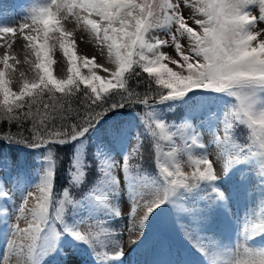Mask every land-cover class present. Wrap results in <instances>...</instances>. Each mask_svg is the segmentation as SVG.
Masks as SVG:
<instances>
[{
    "label": "snow or ice",
    "instance_id": "obj_1",
    "mask_svg": "<svg viewBox=\"0 0 264 264\" xmlns=\"http://www.w3.org/2000/svg\"><path fill=\"white\" fill-rule=\"evenodd\" d=\"M69 18L73 27L87 30L104 65L95 56H81L78 64L75 41L70 39L73 31L64 26ZM261 25L264 0H36L22 23L0 26V122H4L0 140L45 149L41 180L22 193L0 264H10L13 257L15 264H44L58 250L67 256L61 247L66 235L88 244L100 259H121L127 251L122 242L100 247L116 233L104 217L127 216L128 244H133L144 235L150 217L166 213L164 206L169 204L178 217L192 216L194 227L180 223V230L207 264H264V245L254 243L264 235V200L258 214L245 217L231 245L198 234L196 229L210 217L195 214L196 197L209 191L227 208L228 197L215 182L236 164L255 157L264 176ZM57 43L67 60L64 78H57L52 69L50 53ZM15 44L25 50L26 57H34L26 62L36 70L31 82L19 73L23 83L18 79V91L8 78L21 63L13 53ZM166 47L174 56L163 51ZM98 69L105 75H99ZM142 74L147 79H141ZM141 83L142 92L137 91ZM194 89L234 98L219 123L209 128L207 143L209 138L201 131L207 118L197 123L198 117L189 111L177 124L166 121L156 108L181 100ZM125 107L142 109L137 115L144 133H137L135 145L121 159L108 154L103 143L89 158L91 133L110 113ZM207 111L211 113L210 99ZM110 134L117 136L115 131ZM146 142L151 144L154 173L145 168ZM66 144H75V149L67 164L68 184L61 187L62 157L57 148ZM195 149L197 158L192 156ZM184 153H188L184 163L191 165V172L184 171L181 163ZM6 167L17 169L18 162L7 161ZM93 169L99 173L96 182L78 194L76 190L88 182ZM124 185L131 204L127 212L116 204ZM202 188L207 191L201 193ZM6 189L10 190L0 179V198L8 197ZM81 209L86 216H77ZM3 214L12 219L7 210ZM21 218L25 227L19 223Z\"/></svg>",
    "mask_w": 264,
    "mask_h": 264
},
{
    "label": "rangeland",
    "instance_id": "obj_2",
    "mask_svg": "<svg viewBox=\"0 0 264 264\" xmlns=\"http://www.w3.org/2000/svg\"><path fill=\"white\" fill-rule=\"evenodd\" d=\"M34 3H36V0H0V26L9 25L15 27L19 23H22L29 15V9ZM189 23L191 24V21ZM64 26L68 30L73 31V36L70 39L75 41L73 50L77 53L78 64L82 63L79 60L81 56H95L98 64H105V59L101 58L98 47L95 46L94 41L90 40V35L86 29H81L79 26L73 27L71 18L64 23ZM261 27H264V25H261ZM52 43L53 41L50 39L49 45L51 46ZM181 43H184L183 40ZM163 51L174 56L171 47H166ZM13 53L21 63L15 65V74L8 78L11 80L10 86L13 90L18 91L17 81L19 73L23 72L24 78L31 82L36 70L31 64L26 62L27 60H33L34 57H26L25 50L19 47L18 44L14 45ZM0 54L3 53L0 52ZM50 54L53 57L52 69L54 75L57 78H64L67 71V60L63 57L58 43ZM165 62L167 63V61ZM169 67H175V65L169 64ZM61 70H63V75ZM82 71L86 70L82 69ZM97 71L99 75H105L102 69H98ZM19 83L22 84L23 80L19 79ZM217 96H220L218 103L215 106L211 104V113H215V117H212L211 113L207 111L208 100L204 96L201 97L199 102V112L195 114L198 117V120L195 121L197 123L207 118V122L201 129L209 138V141H206V143L210 142L211 139L209 128L219 123V119L223 117L225 111L230 109L234 102V98L227 93H218ZM156 108L158 114L163 116L161 109L159 107ZM136 135L137 130L132 125L119 135L117 134L115 138L113 136H106L103 144L107 145L108 154L114 159H121L124 153L135 145ZM178 143L182 144V142ZM211 151H216L215 146L212 147ZM44 152L45 149L36 147L21 148L10 145L7 148L6 162L17 161L18 168L9 169L6 167V164L0 167V179H3L6 186L10 189H6L8 192L7 198H0V256L7 251L5 250V243L8 234L10 235L12 230L11 223H16L15 216L19 215L16 209L21 202L22 193L41 180V172L45 167V161L42 159ZM192 156L193 158H197L199 150L195 149ZM187 160L188 153H184L181 163L184 165V171L191 172V165L184 163ZM254 160L249 158L247 161L236 164L226 176L215 182L228 197L227 208H225L223 202L214 199V194L210 191L207 195L196 197L197 206L195 214L210 217V221L201 222L196 229L198 234L220 245L234 244L241 233L245 217L251 218L255 213H259L261 201L264 200V182L260 175L259 160L256 158ZM19 172L24 173L23 177L18 175ZM217 174L221 175L222 171L218 169ZM200 191L203 193L207 190L202 188ZM116 204L122 212H127L131 207L126 185L121 187V191L116 198ZM164 207L167 208L166 213L155 215L154 218L150 217V223L146 225L144 235L133 244H128L129 237L126 230L128 224L127 216L117 217L109 214V216L104 217L108 226L115 229L116 233L114 239L109 238L100 247L115 246V241L117 240L122 242L127 251L121 259H100L94 254L93 248L89 247L88 244L77 242L70 235H66L61 241V247L68 255H61L58 250L49 256L44 261V264H207L204 256L185 239L180 230V223H184L188 227H194L192 216L181 214L178 217L172 205L169 204ZM5 210L12 214V219L10 214H3ZM81 212V216H86L83 209H81ZM20 221L23 222L21 227H25L23 218ZM91 223H96V221L92 220ZM163 234L177 240L180 248L188 251L186 253H189V259L187 257L185 259L182 258L177 246L167 241L164 238L167 236ZM162 241H166V243L160 246ZM254 243L256 245H264V235L257 237ZM160 247L161 250L163 247V253L160 252ZM101 250L103 251V249ZM12 262L15 264V257L12 258Z\"/></svg>",
    "mask_w": 264,
    "mask_h": 264
},
{
    "label": "trees",
    "instance_id": "obj_3",
    "mask_svg": "<svg viewBox=\"0 0 264 264\" xmlns=\"http://www.w3.org/2000/svg\"><path fill=\"white\" fill-rule=\"evenodd\" d=\"M141 79H147V74H142ZM129 84L135 87L134 81L130 80ZM155 86V85H154ZM137 91H144V84L141 83ZM195 93V94H193ZM217 92H209L208 90L204 89H194L193 92H190L187 96L182 98L178 101H168L163 104H159L156 107H159L162 111L163 118L168 121H175L177 124L181 122V120L189 113V111L193 112L194 114L199 112L200 108V99L202 96L206 97L209 101L211 100V104L215 106L218 103L220 96H217ZM59 106V105H57ZM76 102L73 101L72 107H76ZM138 107H125L118 109L114 113H110L104 120L100 122L96 126V130L91 133V137L87 142V152L89 153V158L95 153L97 144L103 143V140L106 136H112L110 132L115 131L118 135L122 133L127 127L132 125L135 126L137 133H144V125L137 115L138 111H141ZM66 115V114H65ZM4 122H0V126H3ZM250 135V133H249ZM10 145L19 146L21 148H31L25 144L20 143H8L7 141L0 140V167H3L6 164V157H7V148ZM145 168L148 173L155 172V165L151 159V144L146 142L145 145ZM75 149V144H66L63 146H58L57 152L61 155V166L59 169V184L61 187L67 186L68 184V177H67V164L68 161L71 159L72 152ZM167 151V147H165ZM250 159L254 160L255 157H249ZM256 161V160H254ZM74 171V169H73ZM261 175V174H260ZM259 175V176H260ZM99 173L96 172L94 169L90 170L89 173V180L88 182L83 185L80 189H77L78 194H82L84 191L87 190L90 184L96 182ZM262 181L264 182V176L261 175ZM71 192V190H70ZM81 210L77 212V216H81ZM74 217L70 216L69 219H73ZM163 242V243H162ZM160 246H162L165 241H162ZM161 249V247L159 248Z\"/></svg>",
    "mask_w": 264,
    "mask_h": 264
},
{
    "label": "bare ground",
    "instance_id": "obj_4",
    "mask_svg": "<svg viewBox=\"0 0 264 264\" xmlns=\"http://www.w3.org/2000/svg\"><path fill=\"white\" fill-rule=\"evenodd\" d=\"M19 223H20V225H21L23 222L19 221ZM8 238H9V234H8V237H7V240H6V243H5V245H6L5 250H7V241H8ZM2 247H3V245H2ZM3 254H4V253H3ZM3 254H2V255H3ZM10 264H13L12 260L10 261Z\"/></svg>",
    "mask_w": 264,
    "mask_h": 264
}]
</instances>
